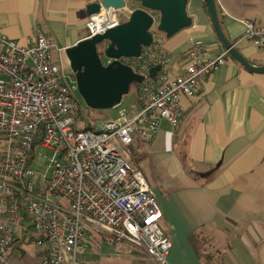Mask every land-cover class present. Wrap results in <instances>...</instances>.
Segmentation results:
<instances>
[{
	"label": "crops",
	"instance_id": "obj_1",
	"mask_svg": "<svg viewBox=\"0 0 264 264\" xmlns=\"http://www.w3.org/2000/svg\"><path fill=\"white\" fill-rule=\"evenodd\" d=\"M93 1L0 0V34L25 45L41 33L63 60L66 48L88 38L87 5ZM124 1L127 7L115 12L120 21L138 7ZM204 3L188 0L191 25L173 37L152 30V66H161L156 76L183 74L194 41L204 44L207 59L225 51ZM214 3L227 40L252 66H264V51L240 40L244 22L264 29V0ZM5 81L0 75V83ZM138 91H129L134 103L127 113L139 110ZM181 108L177 126L161 121L151 140L137 134L129 146V159L162 212V228L171 241L167 264H264V73L249 71L228 56L201 82L197 96L182 98ZM30 234L28 221L15 230L6 264H37L41 248L29 242ZM65 261L70 263V257ZM76 264L156 263L129 243L88 237Z\"/></svg>",
	"mask_w": 264,
	"mask_h": 264
},
{
	"label": "built area",
	"instance_id": "obj_2",
	"mask_svg": "<svg viewBox=\"0 0 264 264\" xmlns=\"http://www.w3.org/2000/svg\"><path fill=\"white\" fill-rule=\"evenodd\" d=\"M119 18L114 11L90 15L88 38L116 27ZM244 26L240 40L264 51V29L248 21ZM57 51L41 33L25 45L0 34V75L6 78L0 83V264L25 221L31 224L29 242L41 248L37 264H76L88 237L129 243L154 263L167 264L171 241L162 212L130 161L129 146L137 134L151 140L161 121L177 126L182 98L197 96L201 82L226 63L227 51L207 59L204 44L194 41L183 74L171 79L150 77L156 60L150 48L139 58H122L142 76L139 110H120L92 129L77 127L76 86L71 77L66 82ZM38 157L50 176L33 170Z\"/></svg>",
	"mask_w": 264,
	"mask_h": 264
},
{
	"label": "water",
	"instance_id": "obj_3",
	"mask_svg": "<svg viewBox=\"0 0 264 264\" xmlns=\"http://www.w3.org/2000/svg\"><path fill=\"white\" fill-rule=\"evenodd\" d=\"M131 1L138 7L125 21L64 51L71 71L69 77L73 78L86 107L92 110H110L119 106L131 85L141 83L142 76L123 64L121 59L139 58L144 50L151 47L154 27L166 38H171L191 25V18L186 12L188 0ZM205 5L213 29L228 56L249 71L264 73V66H252L227 40L218 21L214 0H205ZM126 7L124 0H95L87 5V13L116 12ZM100 48L102 51H99ZM103 59L112 61L104 65ZM160 69V65L150 67V77L155 78Z\"/></svg>",
	"mask_w": 264,
	"mask_h": 264
},
{
	"label": "rangeland",
	"instance_id": "obj_4",
	"mask_svg": "<svg viewBox=\"0 0 264 264\" xmlns=\"http://www.w3.org/2000/svg\"><path fill=\"white\" fill-rule=\"evenodd\" d=\"M121 17L125 18L124 15H121ZM101 50H102V48H100V51ZM60 62L62 64V66L64 67L63 73L65 76L66 82L71 83L70 80L68 79L71 71H70L69 63H68L67 59L63 58V60L61 59ZM74 96H75L77 102L79 103V106H80V109L82 112L81 116H83V118H85L89 124H94L95 121L106 119L105 115L116 118L119 115L120 110L129 111L130 108L133 106V103H134L133 102V100H134L133 99L134 98L133 93L130 92L129 94L123 96V98L121 99L120 105L113 108V109H110V110H92V109L86 107L82 98L79 96L77 90L74 92ZM77 127H78V129H83V127H84L80 118L77 120ZM121 152L123 154H125L124 149H121ZM128 154H129L128 156L130 157V151ZM32 168H33V170H35L39 174L45 173L47 176H50L51 170H47V164H46L45 160L41 159L40 157H38L35 160V162L32 165Z\"/></svg>",
	"mask_w": 264,
	"mask_h": 264
},
{
	"label": "trees",
	"instance_id": "obj_5",
	"mask_svg": "<svg viewBox=\"0 0 264 264\" xmlns=\"http://www.w3.org/2000/svg\"><path fill=\"white\" fill-rule=\"evenodd\" d=\"M204 6H206L205 3H204ZM205 8H206V7H205ZM206 10H207V8H206ZM121 22H123V21H120V23H121ZM139 87H140V84H132L131 87H130V90L133 91V92H135V91H138ZM81 115H82V112H81V110H80V111H79V114H78V118H80V120L82 121V124H83L84 128H85V129H92V128H93V124H89V123L87 122V120H86L85 118H83V116H81ZM129 151H131V150H130V147H129ZM130 157H132V153H131V152H130ZM130 161H131L134 165H136V164L134 163V161L132 160V158H130Z\"/></svg>",
	"mask_w": 264,
	"mask_h": 264
},
{
	"label": "flooded vegetation",
	"instance_id": "obj_6",
	"mask_svg": "<svg viewBox=\"0 0 264 264\" xmlns=\"http://www.w3.org/2000/svg\"><path fill=\"white\" fill-rule=\"evenodd\" d=\"M99 51H100V49H99Z\"/></svg>",
	"mask_w": 264,
	"mask_h": 264
}]
</instances>
